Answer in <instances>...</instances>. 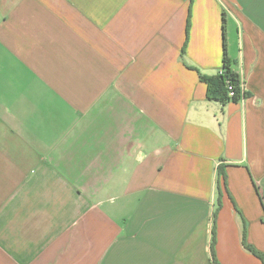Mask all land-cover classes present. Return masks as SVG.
I'll return each mask as SVG.
<instances>
[{
  "label": "crops",
  "instance_id": "obj_1",
  "mask_svg": "<svg viewBox=\"0 0 264 264\" xmlns=\"http://www.w3.org/2000/svg\"><path fill=\"white\" fill-rule=\"evenodd\" d=\"M263 192L264 0H0V264H263Z\"/></svg>",
  "mask_w": 264,
  "mask_h": 264
},
{
  "label": "trees",
  "instance_id": "obj_2",
  "mask_svg": "<svg viewBox=\"0 0 264 264\" xmlns=\"http://www.w3.org/2000/svg\"><path fill=\"white\" fill-rule=\"evenodd\" d=\"M225 22V18H224ZM189 26H187V38L189 35ZM226 32V27L224 24V36ZM187 44V40H186ZM185 44V46H186ZM185 47L183 49V53ZM201 80L207 85V97L210 100H218L225 102L227 100H239L240 99V78L237 73H235L231 68V60L228 56L227 44L224 43V58H223V67L222 69L213 76H207L199 72ZM229 85L233 86L235 89V95L233 97L229 96ZM217 212L214 215V222L216 221ZM216 232L213 231V253H214V243H215ZM254 254H256L264 264V254L257 251L254 247L249 244H245Z\"/></svg>",
  "mask_w": 264,
  "mask_h": 264
},
{
  "label": "built area",
  "instance_id": "obj_3",
  "mask_svg": "<svg viewBox=\"0 0 264 264\" xmlns=\"http://www.w3.org/2000/svg\"><path fill=\"white\" fill-rule=\"evenodd\" d=\"M243 84L240 82V93L243 92ZM229 96L230 97H233L235 95V89L233 88V86L229 85ZM261 195V198H262V201L264 202V192L260 194Z\"/></svg>",
  "mask_w": 264,
  "mask_h": 264
}]
</instances>
